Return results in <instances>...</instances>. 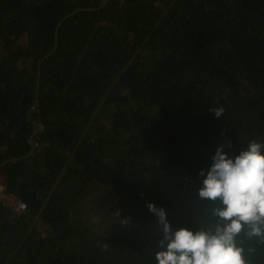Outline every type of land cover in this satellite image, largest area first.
Instances as JSON below:
<instances>
[{
    "label": "trees",
    "instance_id": "obj_1",
    "mask_svg": "<svg viewBox=\"0 0 264 264\" xmlns=\"http://www.w3.org/2000/svg\"><path fill=\"white\" fill-rule=\"evenodd\" d=\"M251 141L264 0H0V172L25 203L10 221L0 200V264H157L148 203L173 232L223 225L199 172ZM247 231L237 245L264 264Z\"/></svg>",
    "mask_w": 264,
    "mask_h": 264
},
{
    "label": "clouds",
    "instance_id": "obj_2",
    "mask_svg": "<svg viewBox=\"0 0 264 264\" xmlns=\"http://www.w3.org/2000/svg\"><path fill=\"white\" fill-rule=\"evenodd\" d=\"M211 111L217 118L223 114V108ZM30 147L35 146L30 143ZM211 159L206 176L203 169L199 172L205 177L199 197L221 202L223 207L212 211L224 224L207 231L180 228L173 232L165 210L149 202V211L163 226L159 244L164 250L156 252L157 264H248L245 249L236 241L246 226L249 239L259 237L264 242V142H249L247 150L235 158H229L220 145Z\"/></svg>",
    "mask_w": 264,
    "mask_h": 264
},
{
    "label": "built area",
    "instance_id": "obj_3",
    "mask_svg": "<svg viewBox=\"0 0 264 264\" xmlns=\"http://www.w3.org/2000/svg\"><path fill=\"white\" fill-rule=\"evenodd\" d=\"M39 130H40L39 125H36L33 129L30 139V143L32 146L38 145ZM0 200L3 201V203H5L10 208V213H9L10 221L13 219V217L16 214L21 213L25 209V203L23 201H18L12 195L4 193V183L1 178V175H0Z\"/></svg>",
    "mask_w": 264,
    "mask_h": 264
},
{
    "label": "rangeland",
    "instance_id": "obj_4",
    "mask_svg": "<svg viewBox=\"0 0 264 264\" xmlns=\"http://www.w3.org/2000/svg\"><path fill=\"white\" fill-rule=\"evenodd\" d=\"M0 175H1V178H3V175H2V173L0 172Z\"/></svg>",
    "mask_w": 264,
    "mask_h": 264
}]
</instances>
